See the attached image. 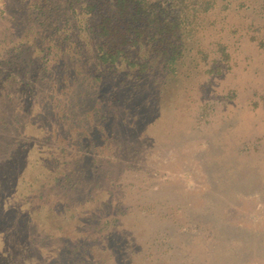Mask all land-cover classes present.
<instances>
[{"label":"rangeland","instance_id":"1","mask_svg":"<svg viewBox=\"0 0 264 264\" xmlns=\"http://www.w3.org/2000/svg\"><path fill=\"white\" fill-rule=\"evenodd\" d=\"M42 1L0 0V264H264V0L217 2L112 125L61 116Z\"/></svg>","mask_w":264,"mask_h":264},{"label":"trees","instance_id":"2","mask_svg":"<svg viewBox=\"0 0 264 264\" xmlns=\"http://www.w3.org/2000/svg\"><path fill=\"white\" fill-rule=\"evenodd\" d=\"M220 1L224 0H68V12L62 14L54 0L42 1L39 11L49 15V26L43 29L47 35L35 44L36 52H43L39 47L45 45L54 58L74 65L65 62L62 71L74 77L75 88L68 89L67 99L78 102L62 103L58 98L61 116L81 122L84 112L82 121L91 124L98 116L112 125L99 105L107 102L113 108L122 86L129 101L134 100L140 93L134 90L147 84L149 76H160L161 84L172 80L189 50L187 44ZM107 90L111 92L104 98Z\"/></svg>","mask_w":264,"mask_h":264}]
</instances>
